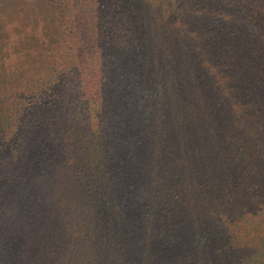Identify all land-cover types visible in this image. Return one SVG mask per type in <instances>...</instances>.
Masks as SVG:
<instances>
[{
  "label": "trees",
  "instance_id": "16d2710c",
  "mask_svg": "<svg viewBox=\"0 0 264 264\" xmlns=\"http://www.w3.org/2000/svg\"><path fill=\"white\" fill-rule=\"evenodd\" d=\"M260 7L0 0V264H264Z\"/></svg>",
  "mask_w": 264,
  "mask_h": 264
},
{
  "label": "rangeland",
  "instance_id": "374dc122",
  "mask_svg": "<svg viewBox=\"0 0 264 264\" xmlns=\"http://www.w3.org/2000/svg\"><path fill=\"white\" fill-rule=\"evenodd\" d=\"M259 16H262L264 18V8L263 7H260L259 10H257L256 12ZM258 32L259 33H262V30L261 28H258ZM215 78H217V81L219 80H222V79H225V77L223 75H221L220 73H217L215 75Z\"/></svg>",
  "mask_w": 264,
  "mask_h": 264
}]
</instances>
